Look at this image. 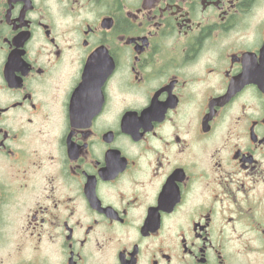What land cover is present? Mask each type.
I'll return each mask as SVG.
<instances>
[{"label":"flooded vegetation","instance_id":"af4514ba","mask_svg":"<svg viewBox=\"0 0 264 264\" xmlns=\"http://www.w3.org/2000/svg\"><path fill=\"white\" fill-rule=\"evenodd\" d=\"M0 264H264V0H0Z\"/></svg>","mask_w":264,"mask_h":264}]
</instances>
